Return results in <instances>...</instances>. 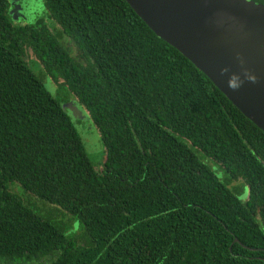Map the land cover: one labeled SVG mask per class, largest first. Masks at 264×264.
<instances>
[{"label":"trees","instance_id":"obj_1","mask_svg":"<svg viewBox=\"0 0 264 264\" xmlns=\"http://www.w3.org/2000/svg\"><path fill=\"white\" fill-rule=\"evenodd\" d=\"M45 2L58 35L15 25L0 0V264H264V132L125 0ZM31 53L90 113L102 170ZM16 183L79 229L38 215Z\"/></svg>","mask_w":264,"mask_h":264},{"label":"water","instance_id":"obj_2","mask_svg":"<svg viewBox=\"0 0 264 264\" xmlns=\"http://www.w3.org/2000/svg\"><path fill=\"white\" fill-rule=\"evenodd\" d=\"M264 132V4L252 0H125Z\"/></svg>","mask_w":264,"mask_h":264},{"label":"rangeland","instance_id":"obj_3","mask_svg":"<svg viewBox=\"0 0 264 264\" xmlns=\"http://www.w3.org/2000/svg\"><path fill=\"white\" fill-rule=\"evenodd\" d=\"M8 3V15L15 25L42 22L49 26L53 33L57 35L59 34L61 28L49 17V11L46 7L45 0H8ZM61 42L64 46L71 47L70 40L67 36H63ZM73 55L77 56L76 48H74ZM26 61L36 76L42 80L44 87L49 94L59 101L64 112L69 116L83 143L88 157L93 162L96 169L102 170L106 161V149L102 142L100 132L94 124L90 113L80 105L75 95L68 90L66 85L60 81L53 80V78L45 72L44 67L34 54L31 53ZM194 152L204 163L212 168L222 182L228 184L229 189L233 193L243 199L248 197L249 190L244 180L229 181L230 177L223 167L214 162L211 158L205 156L203 153L196 150H194ZM13 187H15L14 191L16 194L19 195L25 204L29 205V207H31L38 215L54 222L65 231L69 230V232H74L79 229L80 223L75 217H71L72 224H67L61 219V215L65 213L63 210H57V206L51 205L35 196L27 194L17 183L10 185L11 190ZM65 221L71 223L69 216L65 218Z\"/></svg>","mask_w":264,"mask_h":264}]
</instances>
